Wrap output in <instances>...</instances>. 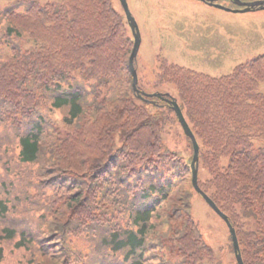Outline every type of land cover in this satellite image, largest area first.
Returning a JSON list of instances; mask_svg holds the SVG:
<instances>
[{"label": "trees", "instance_id": "1", "mask_svg": "<svg viewBox=\"0 0 264 264\" xmlns=\"http://www.w3.org/2000/svg\"><path fill=\"white\" fill-rule=\"evenodd\" d=\"M131 49L113 0L0 3V142L15 131L0 224L28 220L0 225V264L6 242L24 264H238L232 237L219 256L193 216L192 141L166 146L181 125L166 93L133 91ZM149 83L175 87L201 189L244 264H264V53L218 76L159 58Z\"/></svg>", "mask_w": 264, "mask_h": 264}, {"label": "rangeland", "instance_id": "2", "mask_svg": "<svg viewBox=\"0 0 264 264\" xmlns=\"http://www.w3.org/2000/svg\"><path fill=\"white\" fill-rule=\"evenodd\" d=\"M0 3H5V0H0ZM219 3L230 8H240L230 0H220ZM113 4L124 15L128 25L120 1L113 0ZM128 4L142 35L136 69L141 78L140 87L146 93L177 94L173 85L154 87L149 83L154 80L159 58L218 76L229 73L236 65L264 53V9L230 12L200 0H128ZM128 30L132 39V53L134 37L129 25ZM57 115L60 113L57 112ZM14 134L15 131L11 129L0 142V194L7 193L4 180L8 175L4 171V165L9 160V155L5 153L4 145L14 144ZM165 143L170 150L186 149L181 126H173ZM8 188L6 185V189ZM193 216L199 222L207 243L220 256V249L228 244L229 230L223 219L195 191ZM21 221L24 224L28 222L26 218L14 215L12 219L1 221L0 225ZM4 246L6 261L10 264H24L31 254L17 249L14 242H6ZM231 257L227 254L226 260Z\"/></svg>", "mask_w": 264, "mask_h": 264}, {"label": "water", "instance_id": "3", "mask_svg": "<svg viewBox=\"0 0 264 264\" xmlns=\"http://www.w3.org/2000/svg\"><path fill=\"white\" fill-rule=\"evenodd\" d=\"M120 1H121L123 8H124L127 19L129 21V25L132 29V32H133V35L135 38L134 48L132 50V54H131L130 60H129L130 70H131V73L133 76V90H134V92L139 93V98H143V99H145V97L161 96L160 94L143 93L138 88V73H137V70L135 68V60L137 58V55H138V52H139V49L141 46V41H142L141 33H140L139 26L136 22V19L134 18V16L132 15V13L129 9V5H128L127 0H120ZM201 1H205L211 5H215L219 8L224 9V10L233 11V12H247V11H251V10H255V9H264V0L253 1V2H246L243 0H232L236 5L243 7V8H238V9L228 8L222 4H218V3H216V1H218V0H201ZM168 101L172 103V107L178 116V119H179V121H180V123L184 129L185 134L193 142L194 158H193L192 164H191L192 169H193V185H194L196 191L203 196V198L213 208V210L219 216H221L225 220V222L227 223L229 230H230V233L232 235L237 261L239 264H244L241 253L239 251V243H238V239H237V235H236V231H235L234 227L231 225L228 217L218 208L216 203L206 193H204L202 191V189L199 186V183H198L199 144H198L188 122L186 121V119L183 115V112H182L179 104L177 103V101L172 100V99L171 100L168 99Z\"/></svg>", "mask_w": 264, "mask_h": 264}]
</instances>
